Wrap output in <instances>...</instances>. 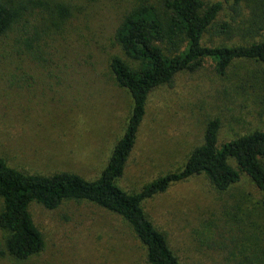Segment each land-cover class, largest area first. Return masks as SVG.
Returning a JSON list of instances; mask_svg holds the SVG:
<instances>
[{"label": "rangeland", "instance_id": "374dc122", "mask_svg": "<svg viewBox=\"0 0 264 264\" xmlns=\"http://www.w3.org/2000/svg\"><path fill=\"white\" fill-rule=\"evenodd\" d=\"M125 1L69 0L74 16L50 31L41 66L23 70L0 60V157L10 165L94 178L107 164L133 107L130 93L108 66L110 39ZM80 6L90 14L88 22ZM228 14L225 8L220 19L228 20ZM261 39L264 31L250 40ZM204 41L238 44L245 37L210 32ZM262 66L240 59L221 75L207 59L200 70L180 73L173 86L153 90L121 186L137 190L181 167L202 142L211 117L223 118L220 143L264 127V103L247 99L241 89L253 86L264 95L261 76L252 75ZM263 198L264 191L245 173L223 192L199 175L146 199L143 207L186 264H241L255 246L261 249L256 256L264 259ZM30 210L45 249L16 260L6 253L0 229V264H147L146 248L130 228L94 203L71 200L56 209L33 203Z\"/></svg>", "mask_w": 264, "mask_h": 264}, {"label": "trees", "instance_id": "16d2710c", "mask_svg": "<svg viewBox=\"0 0 264 264\" xmlns=\"http://www.w3.org/2000/svg\"><path fill=\"white\" fill-rule=\"evenodd\" d=\"M73 7L69 0H0L2 64L23 70L34 63L41 66L46 61L50 31L62 29L74 16ZM121 7L110 39L108 66L117 84L130 93L133 107L124 133L99 175L87 178L70 170L35 173L12 166L0 157V229L6 253L16 260H29L46 247L44 234L30 210L33 203L47 209H56L71 200L94 203L119 216L130 228L146 248L147 264H186L171 246L167 233L144 209L146 199L199 175H205L217 191L223 192L245 173L264 191V127L220 143L221 116L209 118L202 142L191 150L181 167L137 190L120 184L149 96L156 88L173 86L180 73L200 70L207 59L221 75L237 60L248 59L263 64L252 75L261 76L260 91L264 92V39L250 40L264 31V0H126ZM225 8L229 19L221 20ZM79 10L88 22L90 14L82 6ZM210 32L225 36L239 33L245 42L209 45L204 37ZM241 89L247 99L264 103V95L253 86ZM257 224L249 225L261 228ZM259 251L258 246L253 247L241 264H264V259L256 256Z\"/></svg>", "mask_w": 264, "mask_h": 264}]
</instances>
